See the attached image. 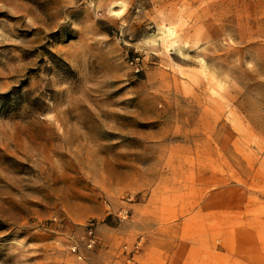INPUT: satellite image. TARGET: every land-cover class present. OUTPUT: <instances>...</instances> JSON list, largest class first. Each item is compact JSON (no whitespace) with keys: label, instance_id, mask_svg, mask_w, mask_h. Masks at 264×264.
<instances>
[{"label":"rangeland","instance_id":"rangeland-1","mask_svg":"<svg viewBox=\"0 0 264 264\" xmlns=\"http://www.w3.org/2000/svg\"><path fill=\"white\" fill-rule=\"evenodd\" d=\"M0 264H264V0H0Z\"/></svg>","mask_w":264,"mask_h":264},{"label":"bare ground","instance_id":"bare-ground-1","mask_svg":"<svg viewBox=\"0 0 264 264\" xmlns=\"http://www.w3.org/2000/svg\"><path fill=\"white\" fill-rule=\"evenodd\" d=\"M166 31H167V36H169V35H171L172 33H171V31L169 30V29H166ZM169 32H170V34H169ZM168 38V37H167Z\"/></svg>","mask_w":264,"mask_h":264}]
</instances>
